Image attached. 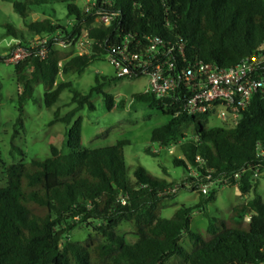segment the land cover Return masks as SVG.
Listing matches in <instances>:
<instances>
[{
  "label": "trees",
  "instance_id": "16d2710c",
  "mask_svg": "<svg viewBox=\"0 0 264 264\" xmlns=\"http://www.w3.org/2000/svg\"><path fill=\"white\" fill-rule=\"evenodd\" d=\"M18 14L29 35L49 36L50 42H69L86 32L91 40L88 53L76 54L61 66L62 73H80L94 61L109 55L142 57L150 40H160V52L152 59H169L180 70L195 62L231 67L252 55L264 43V0H88V13L62 0H6ZM53 2L64 3L66 15L73 20L70 30L53 20L54 10L40 20L28 18L32 7ZM109 17V23L91 25L95 12ZM9 32L16 38L15 31ZM12 46L8 47L10 51ZM162 52V54H161ZM9 53V52H8ZM0 54L3 63L9 54ZM59 51L51 47L38 60L14 64L17 116L22 127L23 104L33 97L34 84L43 86V104L52 106L59 94L71 93L73 108L55 121L66 125L65 150L49 146L44 158L9 163L4 168L5 186L0 187V264H264V201L254 188L248 201L236 202L225 219L205 211L214 192L191 205H180L170 217L159 214L164 193L171 182L151 175L137 165L130 179L121 139L111 145L84 147L81 142L80 115L84 106L94 110L91 94H100L107 110L113 97L102 90L106 77L95 78L88 92L81 94L68 81L55 85L59 72ZM135 70L130 76H135ZM134 99L158 108L167 119L150 130L149 139L160 146L182 138L179 157L173 166L186 174L184 182L229 179L245 193L255 170L264 167V94L256 93L242 112L237 125L209 127L206 115H187L182 109L186 93L159 99L151 93L134 94ZM172 101V102H171ZM186 127L191 137L185 138ZM13 148L22 154L21 149ZM149 152V150H147ZM191 171L197 177L189 176ZM206 203V204H205ZM201 210L206 220L207 238L191 229V213ZM246 217V218H245ZM246 219V220H244ZM94 226L104 241L87 237L72 242L66 235L78 224ZM129 223L136 236L125 242L115 227Z\"/></svg>",
  "mask_w": 264,
  "mask_h": 264
},
{
  "label": "rangeland",
  "instance_id": "374dc122",
  "mask_svg": "<svg viewBox=\"0 0 264 264\" xmlns=\"http://www.w3.org/2000/svg\"><path fill=\"white\" fill-rule=\"evenodd\" d=\"M78 7L84 12L90 7L88 0H62ZM65 4L53 2L41 7H32L28 18L40 20L49 13V8L53 9L55 17L53 20L70 30L73 20L66 15ZM102 24L100 15H93L91 25ZM9 28L16 32L18 36H28V32L23 26L18 14L13 12L11 3L0 0V54H7L8 47L11 46L14 35L9 32ZM54 49L58 50L59 72L55 77V85L59 82L68 81L79 93L88 92L94 85L95 78L106 77L102 90L113 97V108L107 110L104 106L103 98L100 94L92 93L90 100L94 105V110H88L85 106L76 113L82 119L81 142L84 147H96L114 144L121 139H127L129 143L124 146L123 154L127 173L132 178V173L137 165L144 167L151 175L163 178L172 185H178L186 176L181 167L173 166L172 156L179 157L177 147L183 140L179 138L170 142L166 146H160L149 139L150 130L164 123L167 116L158 108H150L145 103L134 99V94L141 93L147 86V76L116 77L114 67L107 58L97 60L89 64L80 73H62V64L71 56L88 53L89 44L84 41L82 34L69 42L60 43L55 40ZM20 86L16 83L14 64L9 61L0 63V187L5 186L6 178L4 168L9 163L18 161H29L31 157L44 158L49 156V146L55 145L65 150V130L66 125L55 121V116L60 117L74 107L71 101L69 90H63L56 102L45 107L43 104V86L34 84L33 97L23 104L22 127L14 123L17 116V92ZM209 127L220 125L218 121L211 117L208 119ZM185 138L191 137L188 128L182 127ZM21 149L22 154L14 148ZM149 150V152L147 151ZM190 176V173L188 174ZM211 182V183H209ZM186 183V188L178 189L173 194L172 199H164L159 214L170 217L174 210L180 205H191L198 199L209 198L200 193L199 187L208 185V190L214 192L211 200L205 204L207 214L225 219L234 202L248 201L253 197L254 188L264 201V167L257 170L256 175L251 177L250 187L245 192L236 195L238 184H226L222 180L201 181L199 184L190 185ZM236 196V197H235ZM240 197V199H239ZM246 218V217H245ZM246 220V219H244ZM97 221H91L89 226L78 224L66 237L72 242H83L88 236L99 241H104L100 235L94 231ZM191 229L199 232L207 238L206 220L201 210L191 213ZM116 232L122 235L125 242L133 243L136 236L128 222L122 221L115 227ZM168 264H175L170 260Z\"/></svg>",
  "mask_w": 264,
  "mask_h": 264
},
{
  "label": "built area",
  "instance_id": "2783aa9c",
  "mask_svg": "<svg viewBox=\"0 0 264 264\" xmlns=\"http://www.w3.org/2000/svg\"><path fill=\"white\" fill-rule=\"evenodd\" d=\"M89 9L90 7H87L84 12L88 13ZM94 14L100 15L103 24L109 23L107 15L98 11ZM82 36L89 44L90 50L91 40L86 37V32ZM54 44L55 41L50 42L47 35L33 34L24 38H14L6 61L11 64L25 62L31 70L33 68L31 60L44 58ZM159 44L160 40L157 38L150 40V44L144 50V57L141 54L127 53L116 59L109 55L107 59L114 67V75L130 76L133 70L136 72L135 76L146 75L147 86L143 92L151 93L159 99L172 100L175 92L186 93L182 109L187 115H206L208 119L214 117L225 127L238 124L242 112L248 107L254 94H264V43L258 46L252 55L231 67L195 62L183 66L180 70L176 68L175 62L169 59H157L152 64L151 60L160 52ZM256 172L257 170L253 176ZM190 176L197 177V173L191 171ZM230 178L238 180L240 173L221 180L228 184ZM178 188L179 184L167 186L164 193L172 194ZM199 190L204 196L209 194L207 184L200 186Z\"/></svg>",
  "mask_w": 264,
  "mask_h": 264
},
{
  "label": "crops",
  "instance_id": "0c3cea01",
  "mask_svg": "<svg viewBox=\"0 0 264 264\" xmlns=\"http://www.w3.org/2000/svg\"><path fill=\"white\" fill-rule=\"evenodd\" d=\"M239 193V195H240V192H239V190H238V188L236 189V195ZM236 197V196H235ZM239 199H240V197H239ZM237 202V201H236ZM236 202H234L232 205H231V207L236 203Z\"/></svg>",
  "mask_w": 264,
  "mask_h": 264
}]
</instances>
